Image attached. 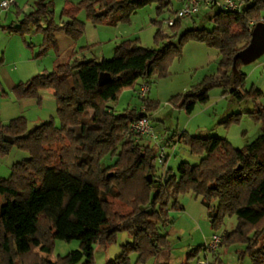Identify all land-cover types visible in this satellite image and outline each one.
<instances>
[{
	"label": "trees",
	"instance_id": "obj_1",
	"mask_svg": "<svg viewBox=\"0 0 264 264\" xmlns=\"http://www.w3.org/2000/svg\"><path fill=\"white\" fill-rule=\"evenodd\" d=\"M153 2L158 13L172 4V0H64L57 20L53 0H37L9 28L24 33L37 25L44 33L46 49L57 43L60 30L75 41L83 36L86 21L79 17L81 11L93 24H115L129 21L135 10ZM210 4L204 16L214 22L212 28L196 23L179 34L182 17H176L171 32L157 29V47L142 45L139 37L123 38L112 57L60 62L13 87L18 98L39 101L40 91L52 88L59 122L50 119L29 129L25 115L6 123L0 120V153L17 143L30 154L13 164L8 178L0 177V264H76L84 258L90 264L95 245L114 242L123 230L131 239L110 264H132V251L138 254L134 264H144L147 258L168 261L173 245L163 229L175 220L171 210L184 208L178 196L188 191L202 196L213 227L227 214L236 215L238 223L220 235L215 249L206 244L190 248L182 264H197L210 253L220 263L218 248L226 240L244 244L238 251L249 253L252 264H264V131L239 148L225 137L191 135L185 130L173 141L158 134L160 143L155 145L142 142L143 134L132 128L141 112L154 107L152 100L141 96L142 108L127 107L122 112L111 105L139 76L167 73L165 60L182 54L189 39L216 47L220 60L216 71L173 95L174 106L192 113L209 100V90L216 86H223L240 102L248 98L258 102L263 92L244 89L247 73L240 67L241 59L234 68V56L249 44L254 25L264 21L260 14L264 0H244L238 9ZM101 72L111 73V81L99 84ZM259 107L264 118V106ZM6 134L12 143L5 141ZM176 140H183L199 161L184 160L176 170L167 167L159 172L154 160L164 145L172 146ZM164 160L160 163L165 164ZM114 200L126 203L129 210L115 209ZM74 238L80 239L79 248L55 259L44 255L56 239Z\"/></svg>",
	"mask_w": 264,
	"mask_h": 264
},
{
	"label": "rangeland",
	"instance_id": "obj_2",
	"mask_svg": "<svg viewBox=\"0 0 264 264\" xmlns=\"http://www.w3.org/2000/svg\"><path fill=\"white\" fill-rule=\"evenodd\" d=\"M25 1L26 0H21L22 3L20 6L24 11L29 12L33 6L31 7L30 3L26 4ZM63 4L64 0H53L54 15L57 20L60 18ZM182 5L180 0H172V4L169 6L170 8L167 7L164 11L160 13L157 12L154 15V13H152L154 4L147 3L130 15L132 22L125 21L120 23L119 26H121V30H118L125 33V35L127 34L128 36H126V38L139 37L140 42L144 46L157 47L158 44L154 38L157 29L161 27L166 33L171 32L173 27L169 25L168 20L171 17H175L174 10L179 9ZM208 8L209 6L207 4L201 3L196 13L182 17L180 25L177 27L179 34L196 23L200 26L206 25L207 28H212L214 22L206 19L204 16ZM17 9V6L11 8L10 14L13 19H15V11ZM83 14H85L84 11L80 14L81 18L84 17ZM260 14L264 17V4L260 9ZM153 18L160 22L152 20ZM41 23L45 24V21L43 20ZM34 28H36V26H34ZM110 36L112 35L110 34ZM29 38L33 42L38 41L35 32L31 33ZM82 43L84 42L82 41ZM115 46L116 43L113 37L105 35L103 36L102 43L96 46L93 45L94 48L87 52H81L83 53L82 55H84L81 58L101 59L103 57H112L114 55L113 51ZM57 59L58 55L51 49L50 53L46 55L41 63L51 64L52 61L56 62ZM219 60L220 55L216 47L210 46L203 41L189 39L183 45L182 54L179 56H171V58L165 60L168 69L167 73L156 71L155 75L152 77L144 78L139 76L133 86L125 87L118 94L117 99L111 101V105L117 112H122L127 107L136 106L138 109L142 108L144 100L139 95V91L141 86L145 84L149 88L146 98L152 100L154 103V107L147 111L146 114L150 116L151 124L157 134L166 135L173 141L178 138L180 132L185 130L191 135L222 136L229 139L233 146L237 148L243 147L264 131L262 110L261 112L259 111V106H264V76L260 72H257L253 76L254 80L250 79L247 81L246 78L244 85V89L255 87L263 92V94L259 96L258 102L253 101L251 98L244 99L240 102L229 90L226 91L227 89L223 86L211 88L209 90V100L206 103L198 104L195 111L192 113H187L184 109L174 106L170 101L173 95L185 91L193 81L196 82L204 77L205 74L216 71ZM263 60L264 53L252 62L241 63L240 67L242 71L248 74L254 66ZM48 67L50 66L48 65ZM0 73H2V71ZM258 75H260V78H257ZM145 80L148 83H146ZM4 81L6 82L8 80ZM48 89L53 90L49 87ZM37 100V98L31 99L27 97V99L19 101L9 86L3 83V86H0V120L6 123L13 117L25 115L28 117L29 129L50 119H54L58 123L57 106H55L53 101L46 99L45 103L40 104L41 106L39 108L37 106L34 107V105L32 108H28L32 102H36ZM145 138L144 136L141 139L144 143L155 142V139L146 141ZM158 139H160V137H158ZM172 147L173 153L165 164L160 163L157 159L154 160L155 167L159 172H162V170L167 167L176 170L180 162L184 160L196 163L200 159L198 155L190 152L189 147L183 140H176ZM29 155L28 150L21 148L17 143H12L8 152L0 153V177L8 178L11 175L13 164L29 157ZM164 161H166V159ZM12 192L13 190L9 188L10 195H12ZM191 192L192 191L181 193L178 196V200L184 207L189 206L188 199ZM114 208L121 212H127L129 210L128 205L120 200H114ZM171 215L175 218L174 222L169 227L163 229V231L169 233L173 245V253L170 259L166 261L165 258L159 257L156 261L155 258H147L144 264H180L186 260L188 250L191 247H196L211 240L214 232L221 235L226 231H231L238 223L236 215L227 214L223 217V221L220 224L213 227L207 213H203L197 221L194 218L191 220L187 217L184 208L172 209ZM194 223H198L199 226L193 228ZM130 239V233L123 230L117 233L114 242L108 245L96 244L94 259L90 264H110V262L121 253L122 244ZM79 247L80 239L78 238L71 240L56 239L51 251L44 253V255L47 258L55 259L59 255H65L69 251ZM238 249L243 250L244 244L226 240L218 248L221 262H215L213 260V255L210 253L208 259L211 263H209L252 264L250 254L243 253L241 255ZM137 259V252L132 251L130 253L132 264L136 263ZM84 262L85 258L76 264H85Z\"/></svg>",
	"mask_w": 264,
	"mask_h": 264
},
{
	"label": "crops",
	"instance_id": "obj_3",
	"mask_svg": "<svg viewBox=\"0 0 264 264\" xmlns=\"http://www.w3.org/2000/svg\"><path fill=\"white\" fill-rule=\"evenodd\" d=\"M36 1L37 0H26L25 3L26 4L30 3L31 7L33 6L34 8ZM186 1L187 0H180L181 4H184V2ZM217 1L222 3L225 2V0H217ZM21 3H22L21 0H17L15 4L11 5L7 9L0 7V72L2 71V73H0V86L2 87L4 83L7 86H9V88L12 91H13V87L17 85L19 82L26 81L30 79L32 76L42 74V72L45 73L50 69L52 70L60 62H65L68 60H72L74 58H81L82 56H84L82 55L83 53L81 52H87L92 48H94L93 45L96 46L97 44L102 43L103 36L105 35L107 36L109 35V37H113L116 44L121 39L126 38V36H128L127 34L125 35V33H122L118 30V29L121 30V26H119L120 23H123L125 21H118L115 24H105V23L93 24L92 22L87 21L85 11H84L85 14H83L84 17L83 18L80 17V14L83 12L81 11L79 17L86 21L85 33L83 34V36L79 40L77 41L74 40L73 42V40L64 30H60L57 32V43L54 46H50L46 49H43L44 33L42 31V28L38 27L37 25H32L30 30L24 33L16 29L9 28L10 24L16 22L23 15V13L26 12L20 6ZM202 3L207 4L209 7L211 6V4L207 3L206 1ZM153 4H154L153 6L154 10H152V13H154L155 15V13H157V4L156 2H153ZM13 6H17L18 8L15 11V17H14L15 19H13L10 14L11 8ZM152 20H154V18ZM129 21L132 22L131 17ZM34 26H36V28H34ZM33 31L37 36V40H38L37 42H33L29 38V35L31 33H34ZM39 34L42 35L40 36ZM110 34L112 36H110ZM82 41L84 43H82ZM82 46H85L84 49H80V47L82 48ZM51 49H53L54 52L58 55L57 61L56 62L52 61L51 64L50 63L42 64L41 61L45 59L48 53H50ZM73 51L75 52L74 55L72 54ZM48 65L50 67H48ZM257 72H260L264 76V60L262 62H259L249 71V73L247 74V81H249L250 79L254 80L253 76ZM259 76L260 75H258L257 78H260ZM4 80H8V81L5 82ZM256 85L258 86L257 83ZM40 94H41V100L40 101L37 100L38 102L37 101L32 102V104H30L28 108H32L33 105L34 107L37 106L39 108L41 106L40 104H44L46 99L53 101V103H55V106H57V102L53 90L48 88H43L40 91ZM30 98L34 99L36 97H30ZM23 99H27V97L18 98L19 101H22ZM145 137H146L145 138L146 141H150L151 138H149L148 136ZM158 143H160V141L156 142L155 140L154 144L157 145ZM164 150L167 156L165 161L166 163L169 160L168 158L170 157V155L173 153V147L172 146L164 147ZM188 200H189V206L184 207V210L187 213V217H189L191 220L194 218L197 221L199 220L198 218L203 213H206V207L202 203V196L194 192H191ZM198 226H199L198 223H194L193 228H197ZM210 241L211 240H208L204 244L207 245ZM198 256H200V254H198ZM208 258L209 256L206 258L201 257L200 260H204L209 264L210 260ZM185 261H183L182 263H184Z\"/></svg>",
	"mask_w": 264,
	"mask_h": 264
},
{
	"label": "built area",
	"instance_id": "obj_4",
	"mask_svg": "<svg viewBox=\"0 0 264 264\" xmlns=\"http://www.w3.org/2000/svg\"><path fill=\"white\" fill-rule=\"evenodd\" d=\"M243 1L244 0H225V2L222 3V2H218L217 0H206L207 3L215 2L217 5L225 9H238L240 8ZM16 2L17 0H0V7L7 9ZM202 2H203L202 0H187L186 2H184L182 7H180L176 12L175 17L173 18L171 17L168 20L169 25L173 24L176 17H184L196 13L199 10V7ZM148 89H149L148 86L143 84L140 88L139 95L145 96L147 94ZM132 128L135 131L143 134V136H148L151 139L157 140L159 137L158 134L155 132L154 127L151 124L150 117L146 114H144V116L140 117L139 119L135 120L132 123ZM164 147L165 145L158 154L157 159L159 162H162L166 157V152L164 150ZM220 240H221V236L217 233H214L212 235L211 241L207 244V246L211 249H215L218 246ZM197 264H208V263L204 260H199Z\"/></svg>",
	"mask_w": 264,
	"mask_h": 264
},
{
	"label": "water",
	"instance_id": "obj_5",
	"mask_svg": "<svg viewBox=\"0 0 264 264\" xmlns=\"http://www.w3.org/2000/svg\"><path fill=\"white\" fill-rule=\"evenodd\" d=\"M264 53V21L257 22L252 29V36L249 44L242 50L236 53L234 56V68L238 59H241L243 63H249L260 57ZM112 79L111 73L101 72L99 76V84L103 85L110 82ZM144 112H141L140 117L144 116ZM6 142H13V138L6 134L4 136Z\"/></svg>",
	"mask_w": 264,
	"mask_h": 264
}]
</instances>
